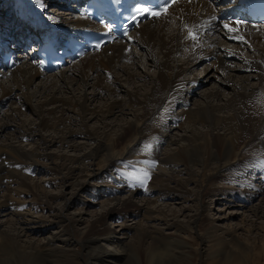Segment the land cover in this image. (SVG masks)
Masks as SVG:
<instances>
[{
  "label": "bare ground",
  "instance_id": "bare-ground-1",
  "mask_svg": "<svg viewBox=\"0 0 264 264\" xmlns=\"http://www.w3.org/2000/svg\"><path fill=\"white\" fill-rule=\"evenodd\" d=\"M19 2H21L20 6L23 15L19 16L17 13L20 18V20H18L16 17L17 21H20L19 23L24 21L27 23V19H32L35 23L31 26L34 27L38 33L48 32L58 37L60 33H71L74 29L85 27L88 25L87 23H89L83 15H80L79 11H76L78 15L73 11L70 13L68 12L69 15L72 13L74 14L68 19L69 23L65 25H58L53 22L46 23L44 22L46 19H43L44 16L40 18L37 17L35 20L36 13L41 10L39 3L36 4L37 6L35 7L36 13L34 16L30 17V11L28 10L29 1L20 0ZM218 2L219 0H178L168 9V13H170L177 8L174 11L175 17L171 20L172 22L161 21L162 18L168 15L167 13L158 18H151L149 21L139 23L134 28L133 32H138V28L141 29H139L138 34L132 37L134 38L133 44L150 50L151 62L154 63L156 69L154 77H150L147 91L145 90L139 93L137 87L134 86L133 90L127 94L126 99L118 101L113 97L116 95L115 90L111 89L109 92H106L107 95L111 96V100L108 98L107 103L99 109H90L89 105L86 104V97L81 96L83 98L80 97L79 99L75 97H58L56 93H53L54 89H56L57 92L61 91L62 87L63 89L64 87L68 88L77 78L74 74H77L79 79L85 80V70L95 72L97 70V82L101 81L104 84L110 82L109 76L102 72V68L108 69L109 66L116 67L119 65L120 58L125 55L126 50H129V45L125 42V39L101 47L99 52H102L104 48L107 47V51L110 50V53L105 54L100 60L92 58L85 60L81 68L70 71L72 72L70 76L66 75V72H69L68 69L62 73V67L55 72L58 75L50 77V83H47L45 80V85L48 84L47 86L39 83L43 88L42 91L37 90L30 92L27 90L31 95H24L26 96L27 104L35 114V120L27 125L21 122L12 133L13 137L11 140H8V137V139H6L8 141L0 143V176L3 178H12L13 180L18 179V172L6 170L2 165V161L12 159L18 162L41 164L39 162L40 159H45L46 156L49 155L43 152V143H47L46 147H50L51 144L56 142L64 144L67 142L68 136L73 135V133H81L84 134L86 139L92 138L93 140L92 144L89 143L90 145L87 150L82 152V145H78L82 153L80 152L72 156L54 153L53 156L55 162L53 170L56 174L62 173L63 180L66 181L71 178H76L77 171L85 172V175L83 174L85 177H83V180L73 179L74 181L72 180L69 182L74 188L81 187V183L85 182L84 180H86L87 177H95L103 170L121 168L127 172L128 177H132V181L145 180L147 176L144 174L147 173V175L152 178V188L162 193H180L183 191L184 194L189 195V193L192 194V192H190L191 190L187 186L190 182L194 183L196 180H192L188 177H177L174 167L181 166L189 174L194 173V171L200 174L201 183L205 184L207 181H212L213 187L211 190L219 192L221 195H224L226 189L233 190L238 192L236 196L241 201L250 202L253 198L263 193L264 177L262 176L258 184H254L252 178H250L249 183H241V186H239L240 188L229 185H231L232 182L236 184L237 179L244 177L245 170L249 168L256 169L259 173L264 172V159L258 160L253 163V165L246 164L241 169H235L236 163L241 161V148L245 143L251 144L257 137L264 134V98L260 100L259 105L253 104L255 100L260 98L261 94L264 95V69L244 62L240 66L234 65L235 61L242 60L239 53L240 50L229 49L226 46L219 45L217 42H212L210 39H208L207 42L215 45V49L213 52H208L205 49L203 51H205L206 54L202 55L200 53L202 48L198 47V42L201 43V40L204 38L214 35L215 28L219 34V29L222 30V28H225L226 33L224 34L223 31H221L222 34H220L221 37L224 34L225 40H223V42L228 43V39L229 42L235 44L236 47L240 49L246 47V41L254 42L253 45L249 43L247 47L251 50H255L260 58V62L263 63L264 46H258V40L264 37V26H260L259 31H256V29L248 23L237 24L235 28L233 26L224 27L223 23L216 18L217 9L219 8L217 5ZM214 4L216 6H214ZM71 6L72 5H70L69 10H71ZM73 7L74 5L72 8ZM185 25H187V28ZM229 29L236 30L230 31ZM189 30L195 34L196 39L189 38ZM133 32L130 34L132 35ZM129 36L127 38H129ZM5 39H7V36ZM133 44L131 47H134ZM89 54L90 53L86 55L89 56ZM179 54L185 57L182 60L180 68L177 67L175 62V58ZM86 55L78 59V61L84 59ZM22 56L30 59L26 54H20L18 55V62L21 61L23 58ZM209 56H213L216 59L218 69L220 73H223L222 80L219 82V87H228L230 89V96L218 102L219 90L213 89L205 94L203 93L205 100L208 101L202 100L199 103L196 101L193 107L181 109L179 116L174 117V120L177 118L180 120L182 119L186 124V127H183L187 129V133H183L177 141H175L174 138H172L173 140L169 139L171 144L176 145L175 148L171 149V151H165L159 158H157L154 153H151L150 147L147 149L144 147L137 153L136 150L138 149L142 136L148 134V131L156 126L159 116L165 112V109L169 108L171 105H185L186 101L189 99V95L194 92L199 84V80H193L192 78L180 82V69L190 70L199 63L198 61ZM12 70L7 72L9 73ZM204 70H206V67ZM251 70L258 71L255 77H257L259 81H262L261 87L258 90L253 89V87L246 82L248 77H253V75H246ZM42 72L43 71L37 67L36 61L33 59L25 61L22 66L17 68L15 77L4 83L0 82V98H3L5 92L9 89L20 90L27 87L32 79L41 75ZM233 72L237 75L240 74V76L235 75V77H239L238 81L232 79L234 76L232 74ZM51 73L54 74V72ZM134 74L135 73L132 72V78H134ZM3 75H5V72L0 73V76ZM59 75L60 77L56 79V76ZM146 76L145 71H140L139 77L141 79ZM205 80L202 81V83L205 82ZM69 90H71V88H69ZM41 92H43L42 95L40 94ZM38 93L40 95H38ZM59 94L61 93L59 92ZM33 98L36 100L33 101ZM121 109L123 111L126 110L127 113L131 115V118L127 119L122 125H119L117 129L118 132L114 133L115 136L107 135V131L103 129H85L82 131L79 126H74V128L64 125V128L61 129L57 127L69 117V115L66 114L68 110L71 111V114L73 113L84 117L86 114L91 116L96 114L99 116L110 115L113 114L115 110ZM166 115L167 114L163 116ZM10 120H13V116L10 115L6 118L5 114L1 115L0 131ZM159 123L162 124V122ZM80 125H83V122ZM201 127L203 129H201ZM49 130L52 132H49ZM24 134H27L29 137L38 136V138L41 139L40 145H36L33 148H25L19 145V143H16V141H13L14 138L19 135L22 137ZM76 146L77 145H74L73 147L76 148ZM56 155L62 156L63 159H61L60 162L59 160H55ZM93 170L96 171V173H94L95 176ZM250 176H252V174ZM28 184L36 195L43 194L46 196V193L42 190V186H38L36 182L28 181L27 183L26 180L21 181L22 186ZM224 184L229 185L224 186ZM135 189H137V187H132V194H134L133 191ZM203 191V186L199 185L198 190L194 194L196 201L198 197L199 199L201 196L203 197ZM5 194L6 193H4V195ZM58 195L63 197L62 191ZM263 200L264 197H262V201ZM111 201L109 212L112 213L125 212L130 206L133 207L136 212H142V216L145 217V219L151 218L152 215L156 213L155 209H152L151 206L149 207L148 202L145 203V206L136 205V203L132 201L131 195L124 198L116 197ZM61 202L62 207H64V199ZM5 208H7V204L0 199V211L4 212L6 210ZM250 209L253 216H257L259 213L264 214V207L260 204L253 205ZM198 212L200 211L196 203V215H199ZM79 213H81V211ZM31 220L36 222L28 217L23 221L12 222L6 231H0V264H43L41 263L38 244L35 241V243L24 241V243L21 240V234L23 233V235H25L27 230L21 225H26V223ZM78 220V217H68L71 226ZM194 220L195 218L193 221ZM174 221L181 222L178 219ZM53 222L60 223L62 221L59 219L53 220ZM102 222L103 216H98L95 218L93 224L97 226L102 224ZM136 226H133L130 230L134 231L139 239L149 238L151 232L149 234L148 230L145 228L140 230ZM127 228L129 229V227ZM62 230L65 229L62 227ZM219 230L221 229L212 227L211 225L209 232H216ZM223 231H226L228 235L235 234L234 231L230 229H223ZM80 235L78 241L83 247V252L80 255L84 257V264H115L120 260H123V262L124 260L125 262L129 261V264L141 263L138 258H135L134 262L130 261L133 260L132 243L127 246L123 245L124 247H119L120 245L116 242L117 240L114 241V238H112L111 235H106L104 231H101L96 237L91 239L85 237L87 235V230L80 232ZM150 237L153 238L152 235ZM48 239H50L48 242H63L67 238L62 237V233L56 231L55 235ZM130 239H132V236ZM176 240L179 241L178 238H176ZM213 240L221 242L222 238L220 235H215ZM105 243L113 245V248L108 249L104 246ZM231 243L232 247H235L226 252L230 263L235 262L236 257L243 258L249 251V247L246 246L247 244L242 243V241H237L234 246L233 242L230 241V244ZM241 263L243 264L242 261ZM145 264H155L154 259L146 258Z\"/></svg>",
  "mask_w": 264,
  "mask_h": 264
},
{
  "label": "rangeland",
  "instance_id": "rangeland-1",
  "mask_svg": "<svg viewBox=\"0 0 264 264\" xmlns=\"http://www.w3.org/2000/svg\"><path fill=\"white\" fill-rule=\"evenodd\" d=\"M19 1L20 0H0V36L2 33H6L8 38L11 28H14L17 23L20 22L16 19L17 17L18 20H20L19 16L23 15L20 6L21 2ZM28 1L30 5H28L30 17L34 16L36 13L35 7L37 6L36 4L39 3L41 10L36 13L35 20L37 17L40 18L44 16L43 19H46V21H44L46 23L53 22L58 25H65L69 23L68 19L74 14L72 13L69 15V13L72 11L75 12V14L77 13L76 10L72 8L73 5L71 6V10H69L70 3L68 0ZM214 6L216 5L214 4ZM176 9L162 18L161 21L173 20L175 17L174 11ZM30 22H32V19H30ZM23 24H26L25 21ZM139 29L141 28H138V32L136 31L132 34H134V36L138 34ZM214 31V35H210L201 40V44L203 45L200 46V48H202L200 53L202 55L206 54V52L203 51L205 49L208 52H213L215 49V45L207 42V40L210 39L212 42H217L219 45L226 46L229 49L240 50L239 53L242 60L235 61L234 65L240 66L244 62L264 69V62H260V58L256 54V51L247 47L249 43L253 45L254 42L246 41V47L240 49L236 47L235 44L229 42L228 39V43L223 42V40H225V28L221 30L224 33L222 37L220 36L222 32L219 34L216 28ZM125 42L128 43L129 50H126L125 55L120 58L119 65L116 67L109 66L108 69L102 68V72L106 73L110 78V82L106 83L107 85L101 81L97 82V70L96 72L85 70V80L79 79V76L74 74L77 78L68 88L64 87L63 89L62 87V92L57 91L58 93L56 89H54L53 93H56L58 97H75L76 99H79L81 96L86 97V104L89 105L90 109H99L107 103L108 98L111 100V96L106 94V92H109L111 89L115 90L116 95L113 97L118 101L126 99L127 94L133 90L134 86L137 87L139 93L145 90L147 91L150 77H154L156 74L154 63L151 62L150 50L145 47L141 48L135 46L136 44H133L134 47H131L133 42ZM258 46H264V37L258 40ZM107 50L108 48L105 47L102 52L92 53V55H86L81 61L68 63L63 67L62 73L68 69L69 72H66V75H72L70 71L81 68L85 60L91 58L100 60L105 54L110 53V50ZM22 57L21 61L19 60L20 62H18L11 72H5V75L0 76V82L4 83L15 77L17 68L22 66L25 61L30 60L25 56ZM184 58V55L181 54L177 55L175 58L178 68L181 67ZM203 59L198 61L199 63L190 70L180 69V82L192 78L193 80H199V84L194 92L189 95V99L186 101L185 105H171L169 108L165 109V112L159 116L156 126L148 131V134L142 136L138 149L136 150L137 153L148 145H150L151 153H154L157 158L161 157L165 151H171L176 145L171 144L169 139L173 140L172 138H174L175 141H177L183 133H187V129L184 128L186 127L185 122L179 118L174 120V117L179 116L181 109L193 107L196 101L199 103L205 100L204 94L213 89L219 90L218 102L230 96V89L228 87H219V82L222 80L223 73H220L216 64V59L213 56ZM205 67L206 70H204ZM140 71H145L147 76L141 79L139 77ZM132 72L135 73L134 78H132ZM256 73H258V71H249L246 75H253V77H248L246 82L248 85L252 86L253 89L258 90L261 87L262 81H259V79L255 77L257 75ZM51 74L53 73L47 74L42 72L41 75L32 79L27 87L20 90L9 89L5 92L4 97L0 98V117L2 114H5L6 118L10 115L13 116V120L8 121L7 125L3 126L0 131V143L11 140L13 137L12 133L21 122L27 125L35 120V114L27 104L24 94H28V96L31 95L27 90L30 92L37 90L42 91L43 88L40 84L45 85V80L47 83H50V77L58 75L55 72L53 75ZM232 74L234 75L232 79L238 81L239 77H235V75L240 76V74L237 75L235 72ZM58 77H60V75L56 76V79H58ZM204 80L205 82L202 83ZM69 88H71V90H69ZM59 92L61 94H59ZM40 94L42 95L43 92ZM40 94L38 93V95ZM263 98L264 95L261 94L260 98L255 100L253 104L259 105L260 100ZM33 99V101L36 100L35 98ZM66 114H68L69 117L66 118L62 124L57 126L59 129L64 128V125L72 127L79 126L82 131L85 129H103L107 131V135L109 136L118 132L117 129L119 125H122L127 119L131 118V115H129L126 110L123 111L122 109L115 110L113 114L105 116H99L98 114L91 116L86 114L84 117H81L77 114H71L70 110H68ZM165 114L167 115L163 116ZM80 119L83 125H80L82 123ZM159 122H162V124ZM201 129L203 128L201 127ZM49 132L52 131L49 130ZM13 141H16V143H19V145L25 148H33L41 143V139L38 138V136L29 137L27 134H24L22 137L19 135L14 138ZM92 141V138L86 139L84 134L73 133V135L68 136L67 142L64 144L56 142L51 144L50 147H46L47 143H43V152L49 155L46 156L45 159H40L39 162L41 164L18 162L12 159L2 161V165L6 170L18 172V179L13 180L12 178H3L0 176V199L7 204L6 210L4 212L0 211V231H6L12 222L23 221L28 217L36 221L33 222L31 220L28 221L26 225H21L27 229L25 235H23V233L21 234V240L22 242L35 241L38 244L41 263L84 264V257L80 255L83 252V247L78 240L81 236L80 232L87 230V235L85 237H89L90 239L96 237L101 231H104L106 235H111L114 241L117 240L116 242L119 243V247L123 245L127 246L132 243L133 260L130 261L134 262L135 258H138L141 262L140 264H145L146 258L154 259L155 264H229L230 260H228L226 252L229 249H233L237 241H242V243L247 244L246 246L249 247V251L244 255L245 257L243 256L244 261L243 258L236 257L235 262L230 264H242L241 261L243 264H264V214L259 213L257 216H253L250 209L253 205L258 204L264 207V200L262 201L264 191L250 202L241 201L236 196L238 192L233 190L226 189L224 195H221L219 192L211 190L213 187L212 181H207L205 184L201 183L200 174L195 171L189 174L181 166L174 167L177 177H188L192 180H196V182H190L187 186L192 194L189 193V195H186L183 191L180 193H162L152 188V178L149 175H147L146 179L143 181H132V177H128L127 172L121 168L103 170L96 176L94 174L96 171L93 170L95 177H87L86 180H84L85 182L81 183V187L74 188L69 182L73 179L83 180L85 178V172L77 171L76 178H71L66 181L63 180V174H56L53 170L55 166L53 159L54 153L72 156L81 152L78 145H82V152H84L87 150L88 146L92 144ZM74 145H77V149L73 147ZM240 157L241 161L236 163L235 169H241L246 164L253 165V163L258 160L264 159V134L257 137L251 144L245 143L241 148ZM61 159H63L62 156H55V160H59L60 162ZM244 174V177L237 179L236 184L232 182L231 185L224 184V186L229 185L240 188V184H248L250 178H252L254 184H258L261 176L264 177V172L259 173L258 170L251 168L245 170ZM251 174L252 176H250ZM22 180H26L27 183L28 181L36 182L38 186H42V190L46 193V196L43 194L36 195L29 184L22 186ZM199 185L203 186V197L201 196L200 199L198 197L196 201L194 194L198 190ZM134 186L137 187V189H135L133 191L134 194H132L131 189ZM61 191L63 197L58 195ZM4 193L6 194L4 195ZM130 195L132 196V201H134L136 205L145 206V203L148 202L149 207L151 206L152 209H155L156 213H154L151 218L145 219V217L142 216V212H136L131 206L125 212H109L111 200L116 197L124 198ZM63 199L65 201L64 207L61 205ZM196 203L200 211L198 212L199 215L195 213ZM80 211L81 213H79ZM98 216H103V222L96 226L93 222ZM68 217H78L79 220L73 223L72 227L68 221ZM194 218L195 220L193 221ZM59 219L62 222H53V220ZM175 219L183 223L174 221ZM211 225L221 230L209 232ZM133 226L138 227L140 230L145 228L148 230L149 234L151 232L149 238L139 239L135 232L130 230ZM62 227L66 231L62 230ZM127 227H129V229ZM223 229L233 230L235 234L228 235ZM56 231L62 233V237L67 239L63 242H48L50 240L48 238L55 235ZM151 235L153 238L150 237ZM215 235L221 236V242L213 240ZM131 236L132 239H130ZM176 238H178L179 241L176 240ZM230 241L233 242L234 247H232ZM104 246L108 249L113 248V245L107 243H105ZM128 262L120 260L115 264H129Z\"/></svg>",
  "mask_w": 264,
  "mask_h": 264
},
{
  "label": "snow or ice",
  "instance_id": "snow-or-ice-1",
  "mask_svg": "<svg viewBox=\"0 0 264 264\" xmlns=\"http://www.w3.org/2000/svg\"><path fill=\"white\" fill-rule=\"evenodd\" d=\"M177 0H160V3L156 5V10H151L147 7L145 8H141L138 9V14L140 15H144V14H148L154 17H159L161 15H166L168 13V9L172 6V4L176 3ZM133 19H135V17H133ZM215 19V18H213ZM185 27L187 28V25H185ZM225 27H228L227 25H225ZM230 31H235L236 29H229ZM189 38L191 39H196L195 34L189 30L188 32ZM150 145L146 146V149L149 148ZM145 176H147V173L144 174Z\"/></svg>",
  "mask_w": 264,
  "mask_h": 264
}]
</instances>
